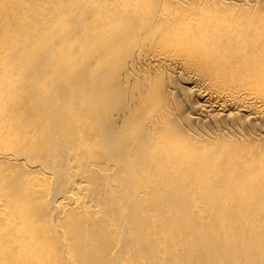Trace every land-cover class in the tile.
I'll return each mask as SVG.
<instances>
[{
    "label": "bare ground",
    "instance_id": "6f19581e",
    "mask_svg": "<svg viewBox=\"0 0 264 264\" xmlns=\"http://www.w3.org/2000/svg\"><path fill=\"white\" fill-rule=\"evenodd\" d=\"M0 264H264V0H0Z\"/></svg>",
    "mask_w": 264,
    "mask_h": 264
}]
</instances>
